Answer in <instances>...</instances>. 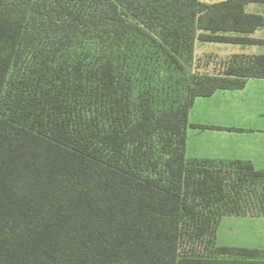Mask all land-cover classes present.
<instances>
[{
    "label": "trees",
    "instance_id": "trees-1",
    "mask_svg": "<svg viewBox=\"0 0 264 264\" xmlns=\"http://www.w3.org/2000/svg\"><path fill=\"white\" fill-rule=\"evenodd\" d=\"M251 2L0 0V264H264L216 245L264 214V171L186 156L198 98L264 79V55L182 64L196 40L264 45Z\"/></svg>",
    "mask_w": 264,
    "mask_h": 264
},
{
    "label": "crops",
    "instance_id": "crops-1",
    "mask_svg": "<svg viewBox=\"0 0 264 264\" xmlns=\"http://www.w3.org/2000/svg\"><path fill=\"white\" fill-rule=\"evenodd\" d=\"M225 1L200 0L204 4ZM245 12L264 17V2L247 4ZM249 38L264 40V27ZM188 123V158L238 160L250 163L257 171H264V79H249L242 90L217 91L211 97L198 98L189 111ZM235 217L264 225L263 213ZM259 248L264 249L263 246Z\"/></svg>",
    "mask_w": 264,
    "mask_h": 264
},
{
    "label": "rangeland",
    "instance_id": "rangeland-1",
    "mask_svg": "<svg viewBox=\"0 0 264 264\" xmlns=\"http://www.w3.org/2000/svg\"><path fill=\"white\" fill-rule=\"evenodd\" d=\"M82 46L91 54L97 53L100 48L99 43L96 41L86 42ZM192 53V58L182 59L186 80H188L193 74L218 72L221 67V61L227 59L233 54H249L247 56L264 55V45L251 46L217 42H200L196 40L194 52ZM262 226L264 225L258 223L253 224L250 219L245 217H224L217 231L216 245L220 247L251 249H258L259 246L264 247V228ZM207 245V242H198L194 246L197 250L203 252ZM194 246H191L190 249H194Z\"/></svg>",
    "mask_w": 264,
    "mask_h": 264
}]
</instances>
